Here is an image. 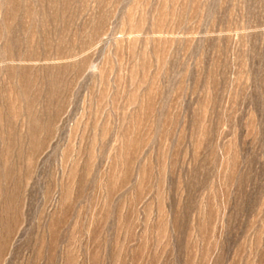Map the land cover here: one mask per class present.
Wrapping results in <instances>:
<instances>
[{"label": "rangeland", "instance_id": "1", "mask_svg": "<svg viewBox=\"0 0 264 264\" xmlns=\"http://www.w3.org/2000/svg\"><path fill=\"white\" fill-rule=\"evenodd\" d=\"M0 264H264V0H0Z\"/></svg>", "mask_w": 264, "mask_h": 264}]
</instances>
